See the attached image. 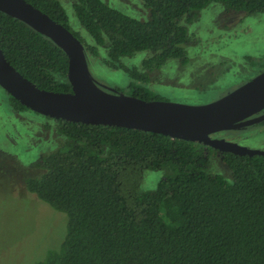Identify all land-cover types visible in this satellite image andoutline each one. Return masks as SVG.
<instances>
[{
    "label": "trees",
    "instance_id": "trees-1",
    "mask_svg": "<svg viewBox=\"0 0 264 264\" xmlns=\"http://www.w3.org/2000/svg\"><path fill=\"white\" fill-rule=\"evenodd\" d=\"M25 1L72 32L60 1ZM140 1L148 21L103 0H76L73 9L93 40L86 55L105 48L106 65L128 73L130 96L145 101L164 100L145 85L151 73L169 61L190 63L187 25L203 10L221 4L230 12L264 14V0ZM0 46L39 88L72 92L67 55L2 12ZM139 53L149 54L143 72L122 63ZM8 103L16 113L30 111L10 95ZM55 122L66 141L40 160L43 175L29 179L27 190L65 214L68 229L60 249L37 264H264V156L221 153L136 129ZM211 154L222 156L232 182L206 171ZM146 171L163 172L155 190L141 189Z\"/></svg>",
    "mask_w": 264,
    "mask_h": 264
},
{
    "label": "rangeland",
    "instance_id": "rangeland-1",
    "mask_svg": "<svg viewBox=\"0 0 264 264\" xmlns=\"http://www.w3.org/2000/svg\"><path fill=\"white\" fill-rule=\"evenodd\" d=\"M69 17L70 27L83 41L93 45L87 30L77 19L76 0H58ZM129 17L148 21L150 12L140 0H103ZM192 45L187 48L190 63L169 61L150 74L145 85L166 102L200 106L215 102L264 72V14L230 12L212 4L199 20L187 25ZM148 53L122 59L129 68L143 72ZM92 75L104 87L130 95L132 77L123 70L109 68L107 51L99 49L93 57L87 52ZM251 150L264 151V124L238 132L216 135ZM65 142L58 135L55 120L32 111L16 113L8 94L0 87V264H37L49 252L59 250L65 241L68 218L52 209L27 190V181L43 172L40 160ZM206 171L233 177L222 156L211 154ZM163 172L146 171L141 189L155 190Z\"/></svg>",
    "mask_w": 264,
    "mask_h": 264
},
{
    "label": "water",
    "instance_id": "water-1",
    "mask_svg": "<svg viewBox=\"0 0 264 264\" xmlns=\"http://www.w3.org/2000/svg\"><path fill=\"white\" fill-rule=\"evenodd\" d=\"M0 12L54 42L69 60L68 81L72 92H50L17 71L0 46V87L30 111L55 121L161 134L221 153L264 156V151L213 137L248 129L264 121V118L253 119L264 111V72L207 105L145 101L99 84L90 71L82 42L69 29L25 0H0Z\"/></svg>",
    "mask_w": 264,
    "mask_h": 264
},
{
    "label": "flooded vegetation",
    "instance_id": "flooded-vegetation-1",
    "mask_svg": "<svg viewBox=\"0 0 264 264\" xmlns=\"http://www.w3.org/2000/svg\"><path fill=\"white\" fill-rule=\"evenodd\" d=\"M257 118H264V111L261 112L259 115L255 116L253 119L256 120ZM260 124H264V121L261 122ZM260 124H259V125H260ZM213 137H214V138H217L216 135H214ZM218 139H222V138L218 137Z\"/></svg>",
    "mask_w": 264,
    "mask_h": 264
}]
</instances>
